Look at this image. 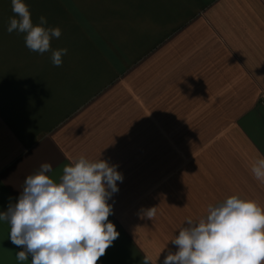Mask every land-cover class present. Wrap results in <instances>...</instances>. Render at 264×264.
<instances>
[{"label":"crops","instance_id":"0c3cea01","mask_svg":"<svg viewBox=\"0 0 264 264\" xmlns=\"http://www.w3.org/2000/svg\"><path fill=\"white\" fill-rule=\"evenodd\" d=\"M23 2L61 36L29 50L0 0V212L42 163L58 177L80 156L123 175L108 201L119 237L97 264H163L186 219L232 195L264 209L251 172L264 158V0ZM9 233L0 221V264H31Z\"/></svg>","mask_w":264,"mask_h":264},{"label":"clouds","instance_id":"9594fccd","mask_svg":"<svg viewBox=\"0 0 264 264\" xmlns=\"http://www.w3.org/2000/svg\"><path fill=\"white\" fill-rule=\"evenodd\" d=\"M14 18L7 32L24 33L26 47L43 54L50 42L61 36L59 27L46 28L47 18L39 17L33 25L28 5L11 0ZM66 48L52 50V63L62 65ZM49 163L24 180L23 190L0 221L10 226L11 242L22 247L16 260L31 264H97L119 237L109 221L112 205L108 203L119 191L117 181L123 175L106 160L84 156L62 168L58 177ZM255 179L264 182V158L252 165ZM156 207L143 215L152 219ZM171 242L177 251L169 252L163 264H264V209L255 200L232 195L207 207L206 215L187 218ZM143 264H151L145 255Z\"/></svg>","mask_w":264,"mask_h":264}]
</instances>
